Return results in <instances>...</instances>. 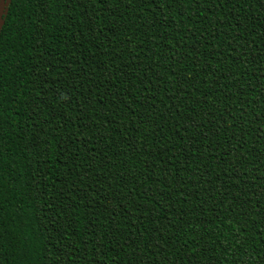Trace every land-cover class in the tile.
I'll list each match as a JSON object with an SVG mask.
<instances>
[{"label":"trees","instance_id":"trees-1","mask_svg":"<svg viewBox=\"0 0 264 264\" xmlns=\"http://www.w3.org/2000/svg\"><path fill=\"white\" fill-rule=\"evenodd\" d=\"M0 264H264V0H12Z\"/></svg>","mask_w":264,"mask_h":264},{"label":"water","instance_id":"water-1","mask_svg":"<svg viewBox=\"0 0 264 264\" xmlns=\"http://www.w3.org/2000/svg\"><path fill=\"white\" fill-rule=\"evenodd\" d=\"M11 1L12 0H0V30L4 24V18L7 15Z\"/></svg>","mask_w":264,"mask_h":264}]
</instances>
